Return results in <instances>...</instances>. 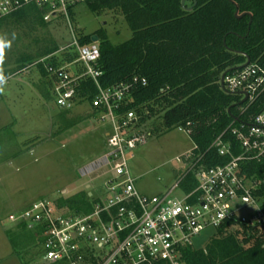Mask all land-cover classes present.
Instances as JSON below:
<instances>
[{
    "label": "built area",
    "instance_id": "obj_1",
    "mask_svg": "<svg viewBox=\"0 0 264 264\" xmlns=\"http://www.w3.org/2000/svg\"><path fill=\"white\" fill-rule=\"evenodd\" d=\"M85 0H0V19L31 4L44 11L45 21L65 19L73 42L39 61L52 81L56 104L73 110L88 103L102 122H106L109 147L99 166H109L113 174L105 181L106 190L92 199V210L72 211L57 200L42 197L25 209L12 214L14 223L37 227L43 239L42 260L68 264H159L168 261L180 264L182 248L206 229H217L229 220L250 226H264V177L248 176L244 170L251 162H264V104L247 119L240 115L213 142L221 156L230 157L225 164L207 167L203 154L193 150L186 154L187 164L179 179L166 192L147 194L137 188V179L130 170L133 151L145 143L153 132L141 122L135 110L122 111L132 89L145 78L134 76L129 81L103 87L98 42L81 44L71 9ZM62 52H76L74 60L61 58ZM56 60V61H54ZM246 63V62H245ZM228 68L223 80L224 91L239 96L236 105L246 113L261 98L264 100V67L249 62ZM223 74V73H222ZM93 80L98 92L90 102H81L79 86ZM221 83V79H220ZM222 87V86H221ZM179 130H189L179 126ZM230 132L236 139H225ZM237 142V144H236ZM238 149V151H236ZM192 172L197 184L190 191L182 187L185 176Z\"/></svg>",
    "mask_w": 264,
    "mask_h": 264
},
{
    "label": "trees",
    "instance_id": "obj_2",
    "mask_svg": "<svg viewBox=\"0 0 264 264\" xmlns=\"http://www.w3.org/2000/svg\"><path fill=\"white\" fill-rule=\"evenodd\" d=\"M196 2L189 10L183 7L182 0H85L83 3L94 13L123 15L132 36L114 45L103 30L89 34L77 31L81 44L92 43L94 34L100 38L99 65L103 75L99 81L103 87L129 81L134 76L147 80V84L140 83L132 89L122 111L135 110L141 122L160 117L166 129L181 126L189 130L188 134L197 146L194 153L203 154L202 164L211 167L230 160L212 147L233 121L229 108L233 115L247 119L250 114L259 112L264 104L261 98L241 114L236 105L239 96L224 91L220 83L224 71L247 61L245 54L251 62L264 67V0ZM194 3L192 0L191 6ZM186 6L189 7L187 0ZM237 9L243 16H236ZM71 12L75 17V11L71 9ZM43 13L38 5H27L0 19V24L7 18L14 22L38 20L46 23ZM247 13L252 16L251 24V16ZM57 50L52 41L38 55L44 58ZM76 56V52H62L60 57L74 60ZM37 66L47 77L43 63ZM97 92V85L91 79L83 80L79 86L81 102H90ZM224 136L235 143L230 132ZM244 170L248 176L264 177V162H251ZM196 184L192 172L182 181L186 191ZM259 194L264 196V187ZM57 202L72 211L92 210L88 191L62 195ZM33 236L37 241L38 236ZM38 239L39 243L43 242L42 238ZM37 242L36 247L39 246ZM36 255L41 256L39 248ZM181 261L186 264H264V229L229 220L215 230L204 247H183ZM159 264L171 263L162 261Z\"/></svg>",
    "mask_w": 264,
    "mask_h": 264
},
{
    "label": "rangeland",
    "instance_id": "obj_3",
    "mask_svg": "<svg viewBox=\"0 0 264 264\" xmlns=\"http://www.w3.org/2000/svg\"><path fill=\"white\" fill-rule=\"evenodd\" d=\"M191 2L187 0L189 6ZM74 18L79 30L86 34L103 30L114 45L132 36L124 16L118 13H94L81 3ZM42 22L7 18L0 24V36L11 42L0 64L7 78L0 91V117L4 120L0 123V264H45L43 243L39 237L34 241L37 227L12 222V214L42 197L57 200L90 189L98 196L113 174L109 166L92 170L109 150L104 134L108 124L93 114L88 103L71 111L60 108L48 78L35 64L52 41L60 53L74 40L65 19ZM146 128L153 133L133 151L130 170L141 192L159 194L179 179L187 164L186 154L195 143L185 131L166 129L160 117L146 123ZM214 232L206 229L193 240L194 247H204Z\"/></svg>",
    "mask_w": 264,
    "mask_h": 264
},
{
    "label": "water",
    "instance_id": "obj_4",
    "mask_svg": "<svg viewBox=\"0 0 264 264\" xmlns=\"http://www.w3.org/2000/svg\"><path fill=\"white\" fill-rule=\"evenodd\" d=\"M196 4H197V2H196V0H195L194 5L187 7V6H186V0H182V5H183V7L187 8V9H189V10H192V9L195 7ZM247 14H250V13H247ZM236 16H237V17H241V16H243V14H242V15H239V10L237 9V11H236ZM250 16H251V14H250ZM251 22H252V16H251L250 24H251ZM99 40H100V38H99V36H98L97 34H94V35L92 36V41H93V42H99ZM245 56H246V58H247V61H246V63H245L243 66L249 64V62L251 61V60H250V57H249L247 54H245ZM225 74H226V72H223V74L221 75V86H222V88H224V86H223V80H224V76H225ZM229 113L232 115V117H235V115L232 114L231 107L229 108ZM235 118H236V117H235ZM262 228L264 229V226H263Z\"/></svg>",
    "mask_w": 264,
    "mask_h": 264
},
{
    "label": "clouds",
    "instance_id": "obj_5",
    "mask_svg": "<svg viewBox=\"0 0 264 264\" xmlns=\"http://www.w3.org/2000/svg\"><path fill=\"white\" fill-rule=\"evenodd\" d=\"M10 41L6 40L3 36H0V64L3 63L5 56V49L10 47ZM6 76L2 70H0V91L3 90V85L6 83Z\"/></svg>",
    "mask_w": 264,
    "mask_h": 264
},
{
    "label": "crops",
    "instance_id": "obj_6",
    "mask_svg": "<svg viewBox=\"0 0 264 264\" xmlns=\"http://www.w3.org/2000/svg\"><path fill=\"white\" fill-rule=\"evenodd\" d=\"M47 78H48V81H49V83H50V85H49V86H50V89H52V82H51V79H50L48 76H47ZM0 97H3V95L1 94ZM2 121H4V120L0 117V123H2ZM106 131H107V129H106ZM106 131H104L105 137H106V133H107ZM90 190H91V189H90ZM90 190H89V191H90Z\"/></svg>",
    "mask_w": 264,
    "mask_h": 264
}]
</instances>
